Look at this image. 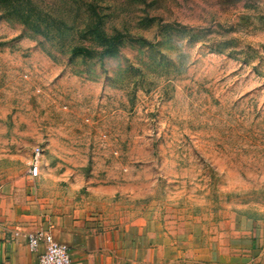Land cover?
Masks as SVG:
<instances>
[{
	"label": "rangeland",
	"instance_id": "rangeland-1",
	"mask_svg": "<svg viewBox=\"0 0 264 264\" xmlns=\"http://www.w3.org/2000/svg\"><path fill=\"white\" fill-rule=\"evenodd\" d=\"M66 213L264 239V0H0V216Z\"/></svg>",
	"mask_w": 264,
	"mask_h": 264
},
{
	"label": "crops",
	"instance_id": "crops-1",
	"mask_svg": "<svg viewBox=\"0 0 264 264\" xmlns=\"http://www.w3.org/2000/svg\"><path fill=\"white\" fill-rule=\"evenodd\" d=\"M147 218V219H146ZM124 227H96L66 213L42 222L36 215L0 216V264H38L27 235L48 230L71 249L72 264H264V239L241 235L220 248H204L175 236L157 220L146 217ZM49 222V223H48Z\"/></svg>",
	"mask_w": 264,
	"mask_h": 264
},
{
	"label": "built area",
	"instance_id": "built-area-1",
	"mask_svg": "<svg viewBox=\"0 0 264 264\" xmlns=\"http://www.w3.org/2000/svg\"><path fill=\"white\" fill-rule=\"evenodd\" d=\"M40 148L34 150V160L30 172L38 175L40 169ZM27 245L31 251L42 250L38 257V264H72L71 249L68 245L54 239L48 230H36L27 235Z\"/></svg>",
	"mask_w": 264,
	"mask_h": 264
}]
</instances>
